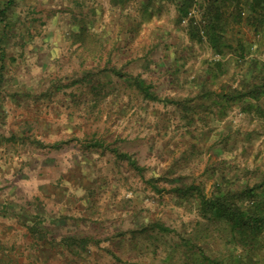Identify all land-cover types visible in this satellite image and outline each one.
<instances>
[{
	"label": "rangeland",
	"instance_id": "rangeland-1",
	"mask_svg": "<svg viewBox=\"0 0 264 264\" xmlns=\"http://www.w3.org/2000/svg\"><path fill=\"white\" fill-rule=\"evenodd\" d=\"M200 2L197 7L202 15ZM242 3L240 18L235 3L227 1L222 6L224 17L220 22L224 23L222 30L225 37L219 48H214L207 38L200 41L191 38L190 26L181 21L180 28L185 39L196 43V52L193 51L191 60L197 63L195 60L200 59L202 63L198 64V69L204 66L213 73L206 81L209 88L216 90V95L223 87L238 86L240 79L249 75L246 71L250 69L252 59L264 65V45L258 48L260 32L250 18L258 11L254 9L252 0H243ZM110 4L117 6L118 3L117 0H26L16 8L14 18L17 20L15 28L18 35L6 45L12 58L8 60V87L0 103V133L6 136L15 134L27 138V141L19 138L7 143V147L17 153L27 152L30 157L31 150L39 149L44 154L51 150L50 153L61 166L60 150L48 144L55 138L69 137L74 133L112 138V133L117 131L118 145L123 149L136 150L139 155L133 154V159L143 170L141 175L142 172L132 168L129 159L127 162L118 155L119 167L123 170L120 177L126 178V168H131L133 172L127 175L134 178L135 185L126 190L128 194L124 191L125 186L118 191L120 212L115 215L117 219L113 218L108 223L109 231L139 232L129 264H264V232L252 234L250 240L243 241L240 233L233 234L223 222H210L203 216L197 190L183 196L172 192L174 185L193 184L211 196L217 193L218 187L237 188L245 184L254 185L264 179V95L257 99L232 102L224 114L217 109L211 116L205 115V120L198 118L200 112L195 113L190 108L183 110L176 103L168 110L172 115L170 121H175L168 125L162 120L161 100L148 98L146 101L147 97L140 92L123 94L120 90L113 95L95 93L90 87L99 80L118 83L117 87L121 89L125 79L129 78L120 79V76L113 75V80H110L106 76L110 73H102L101 77L96 75L100 68L98 59L96 61L86 51V61L82 63V57L71 52L70 46L63 45V42L84 38L89 43L85 48L91 50L92 54L99 43L97 38L105 39L107 45L115 43L114 39L117 38L121 40L120 46L131 50L127 56H131L132 60L126 66L137 72L143 69L139 56L147 54L150 41L151 45L154 43L148 50L150 56L157 57H154L155 65L145 72L146 79L152 85H157L156 94L159 97L179 99L176 94L162 92L165 85L170 87L166 83L167 78L162 87L158 84L159 78H156L158 71L167 73L176 67L175 64L174 67H170L171 64L165 66L160 61V55H157V49L161 48L158 43L164 35L152 33V30L129 33L117 30V27L105 29L106 25L114 23L109 16ZM109 38L110 42H107ZM242 45L246 46L245 50ZM98 47L101 50V46ZM81 50L84 54L82 47ZM127 56L122 58V54H114L112 59L121 66L128 61ZM205 57L207 62L202 61ZM79 61H82L81 66ZM218 62L223 63L222 71L216 70ZM85 69L92 71L94 80L68 86V79L75 75L83 77ZM202 79L205 80L204 77ZM206 97L203 94V100L211 107L212 102ZM128 100L134 101L130 109L114 110L110 104L115 101L118 104L125 101L126 104ZM251 103L260 108L251 110L248 107ZM191 114L195 115V120L190 117ZM70 115L79 119L80 123L68 127ZM49 121H54V125L49 126ZM164 133L171 135L170 141L164 142ZM37 134L41 137L51 135L48 139H54L50 142L42 140L46 146L39 143L37 147ZM32 136H35L34 140H31ZM120 136L125 138L121 139ZM132 136L135 137L131 139ZM111 148L108 150L111 151ZM25 161H30V158L24 162L14 158L12 163L20 171V167L31 164H25ZM12 176L13 179L19 174L15 172ZM151 178L160 190L154 187ZM107 191L99 194L105 196ZM243 205L247 207L248 201ZM200 220L203 221L202 225H199ZM157 224L166 225L170 230H163ZM152 225L155 227L152 228ZM91 229L97 234L101 225L91 224ZM89 256L93 254H84L83 261L90 260ZM68 257L75 259L68 253L59 256V260ZM94 257L97 260L98 254L95 253ZM111 258L115 259L113 255ZM78 259L81 261V258Z\"/></svg>",
	"mask_w": 264,
	"mask_h": 264
},
{
	"label": "crops",
	"instance_id": "crops-1",
	"mask_svg": "<svg viewBox=\"0 0 264 264\" xmlns=\"http://www.w3.org/2000/svg\"><path fill=\"white\" fill-rule=\"evenodd\" d=\"M117 3V6L111 4L108 6L109 16L113 18L114 23H109L105 29L112 30L117 27V30L129 33L152 30V33L160 32L164 35V38L161 39L162 43L161 41L158 43L161 48L157 49V55H160L159 58H162L160 61H163L165 66L171 64L170 67H174L175 64L176 67L171 68L167 73L158 71L156 78H159L158 84H161V87L166 78L168 79L166 83L170 84V87L165 85L164 89H161L162 92L179 96V99L160 97L163 103V107L160 106V110H163L161 116L164 119L162 120L168 122V125L173 124L175 120L170 121L172 115L168 110L176 103L183 110L192 107L189 104L197 105L200 92L209 89L206 80L213 76V73L204 66L201 70L198 69V64L202 63L200 59L195 60L197 63L192 62L190 56L193 51L196 52L194 50L196 43H192L191 39H185L186 36L181 31L180 12L176 0H152L151 2L148 0H117ZM114 40L115 43L107 45L104 42L105 39L97 38L96 41L99 42L101 50L96 44L97 47L94 48L96 52L92 54L91 50H86L85 46L89 43L84 38L78 41L63 42V45L70 46L71 52L82 57L83 62L79 61L80 66L81 62L86 61L84 60L86 51L93 55L95 60L98 59L100 68L96 75L100 77L102 73H110V75H106L110 80H113V75L120 76V79H125V77L133 79L139 75L152 85V82L147 80L145 72L155 65L154 57L157 56H150L151 52L148 51L154 46V43L151 45L149 41L148 49H146L147 54L142 53L139 56L142 59L140 67L145 69L138 68L141 70L134 72L126 66L132 60L131 56L130 58L127 56L131 50L124 49L123 45L120 46L119 41L121 40H117V38ZM106 41L110 42V38ZM113 41L111 40V42ZM81 47L85 51L84 54H82ZM107 47L111 48L106 50ZM118 47L119 49L116 50ZM113 52L115 55L122 54V58L126 55L128 61L118 66L112 59ZM206 58L202 61H206ZM102 60H104L103 64ZM112 67L117 68L121 74H116ZM124 72L125 76H122ZM203 77L205 80H201ZM132 79L130 81L125 79L121 89H118V83L101 80L96 85H91L90 88L100 94L113 95L120 90L123 94L142 93L139 87L131 83ZM84 81H87V78L81 82ZM156 89L157 85H152L153 92L156 93ZM210 90L215 91L214 88H210ZM168 98L170 100H167ZM147 99L145 100L148 101ZM124 102L118 104V101H115L110 104L112 108H115L114 110L130 109L134 105V101L128 100L126 104ZM186 106L188 107L186 108ZM53 122L51 121L49 126L54 125ZM67 122L68 127H73L80 123V120L70 115ZM187 132L191 133L192 131ZM163 135L164 142L170 141L171 135L165 133ZM34 137L32 136L31 140H34ZM48 137H41L37 134L36 146L38 147L39 143L43 145L42 140L48 142L54 139H48ZM111 137L104 138L99 135L74 133L69 137L55 138L52 143L48 144L54 149L60 150L61 161L59 162H61V166L56 162L54 155L50 153L51 150H48L46 154L41 153L39 149L31 150L30 157L27 152L17 153L9 149L7 143L2 145L3 152L2 149L0 150V264H129L134 254L139 232L119 229L109 231L108 221L118 218L115 216L120 212L118 191L122 186H125L124 191L128 194L126 190L135 185L134 178L127 175L129 172H133L131 168H126V178L120 177L123 170L119 167L118 155L123 152L133 159L135 158L133 154L138 156L139 153L133 149L121 148L118 145L117 131L112 133ZM134 137L132 136L131 139ZM174 137L177 138V136ZM122 138L125 137L122 136ZM50 145V149H53ZM62 146L63 150H61ZM109 147H113L111 151L108 150ZM7 150H10L9 153L6 152ZM164 152L167 153L166 150ZM14 158L20 162L30 158V161H25V164H31L20 167V171H18V167L16 168L12 163ZM128 159L124 158L123 160L128 162ZM131 166L142 172L141 175H143L142 168H137L132 164ZM15 172L19 176H14L12 179ZM178 185H174L172 188L173 193ZM107 189L105 196L99 194ZM91 224L101 225L99 233L93 232ZM89 252L93 256H89L91 259L84 262L83 255ZM68 253L75 259L68 257L66 260H59V256ZM95 253L98 254L97 260L94 257ZM112 255L115 257L113 260ZM78 258H81V261Z\"/></svg>",
	"mask_w": 264,
	"mask_h": 264
},
{
	"label": "trees",
	"instance_id": "trees-1",
	"mask_svg": "<svg viewBox=\"0 0 264 264\" xmlns=\"http://www.w3.org/2000/svg\"><path fill=\"white\" fill-rule=\"evenodd\" d=\"M25 1L26 0H0V103L4 99L5 88L8 87V85H6L10 72L8 70V60L12 58L6 45L14 36L18 35V31L16 32L15 28L17 20L14 18V12L16 8ZM148 1L151 2L152 0ZM227 1L236 4V8H239L237 16L240 18L242 13V8L240 6L243 5V0H201V19L197 20L193 18L189 24L191 38L198 40L207 38L214 48L220 47L222 39L225 37L222 30L224 23L220 22L224 17L222 6ZM176 2L179 7L180 21H182L183 16L186 15L192 7L198 5L199 0H176ZM252 5L254 9L258 11V13L251 15L250 18L252 23L255 22V27L260 32V38L257 43L259 48L260 45H264V0H252ZM202 30L204 33H202ZM242 48L245 50L246 46L242 45ZM222 64L223 63L218 62L216 64V70L222 71ZM249 67L250 69L246 71V74L249 73V75L243 76L238 86L230 85L227 88L223 87L222 91L217 93V95L216 90L212 91L210 88L207 90L204 89L198 96L199 103L197 105L189 104L192 105L190 109L195 113L200 112L198 118L200 117L201 120H205V115L211 116L210 114L214 113L217 109L221 114H224L229 104L232 102L250 98L257 99L264 95V65H261L257 59H252ZM112 69L116 74H121L117 68L112 67ZM122 76H125V72L122 73ZM93 77L94 74L92 71L87 69L83 77L78 75L73 76V78L70 77L68 79V86L75 85L85 78H87V80L93 79ZM131 79L132 77L129 78L128 81ZM131 83L139 87L145 97L152 100H162L158 94L153 92L152 85L141 76H135ZM203 94H206V99L212 102L211 107L209 103L207 104L203 100ZM167 100L170 99L168 98ZM187 107L188 106H186V108ZM248 107L251 110L260 108L259 105L252 103L249 104ZM194 116L193 114L190 115L192 119ZM193 120H195V118ZM19 138H22L23 141L27 140V138L18 137L15 134L6 136L0 133V150L3 144L10 143ZM125 154L126 153L122 152L119 155L121 158H129L131 164L138 168L137 161ZM152 181L154 180L152 179ZM154 187L160 190V187H158L155 181ZM193 190L199 192L200 210L208 221L214 223L223 222L224 225L230 228L233 234L240 233L243 241L250 240L252 234L264 232V179L254 185L245 184L237 188L218 187L217 193L211 196L206 195L202 189L199 190V187L193 184L177 186L174 189L178 195L181 194L182 196L189 194L190 191ZM245 201H248L247 207L243 205ZM198 222L199 225L203 224L202 220ZM157 226L163 230H170L166 225L157 224ZM154 227L155 225H152V228ZM207 262L210 261L207 260Z\"/></svg>",
	"mask_w": 264,
	"mask_h": 264
},
{
	"label": "built area",
	"instance_id": "built-area-1",
	"mask_svg": "<svg viewBox=\"0 0 264 264\" xmlns=\"http://www.w3.org/2000/svg\"><path fill=\"white\" fill-rule=\"evenodd\" d=\"M198 7L197 5H195L194 7H192L189 12L183 16L182 18V23L189 25L191 22V19L195 18L197 20L201 19V15L199 14L198 11ZM202 33H204V31L202 30Z\"/></svg>",
	"mask_w": 264,
	"mask_h": 264
}]
</instances>
